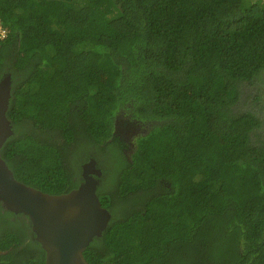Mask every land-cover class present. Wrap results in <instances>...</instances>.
<instances>
[{
	"label": "trees",
	"instance_id": "1",
	"mask_svg": "<svg viewBox=\"0 0 264 264\" xmlns=\"http://www.w3.org/2000/svg\"><path fill=\"white\" fill-rule=\"evenodd\" d=\"M0 27V156L51 194L95 159L110 220L88 264H264L263 121L238 108L264 74V0H0ZM119 108L152 123L129 157ZM44 256L0 204V264Z\"/></svg>",
	"mask_w": 264,
	"mask_h": 264
},
{
	"label": "water",
	"instance_id": "2",
	"mask_svg": "<svg viewBox=\"0 0 264 264\" xmlns=\"http://www.w3.org/2000/svg\"><path fill=\"white\" fill-rule=\"evenodd\" d=\"M11 95L10 74L0 78V148L12 134L6 116ZM101 171L94 158L81 165V182L67 192L51 194L17 180L0 156V204L27 216L34 239L45 252L44 264H88L83 251L101 236L109 211L96 192Z\"/></svg>",
	"mask_w": 264,
	"mask_h": 264
},
{
	"label": "flooded vegetation",
	"instance_id": "3",
	"mask_svg": "<svg viewBox=\"0 0 264 264\" xmlns=\"http://www.w3.org/2000/svg\"><path fill=\"white\" fill-rule=\"evenodd\" d=\"M152 123L148 120H139L132 117V113L127 112L123 108H119L115 116L114 135H119L125 145V154L129 157L131 149L135 147V141L145 134L151 127Z\"/></svg>",
	"mask_w": 264,
	"mask_h": 264
},
{
	"label": "rangeland",
	"instance_id": "4",
	"mask_svg": "<svg viewBox=\"0 0 264 264\" xmlns=\"http://www.w3.org/2000/svg\"><path fill=\"white\" fill-rule=\"evenodd\" d=\"M245 87V92L248 94L249 99L242 101L239 105L238 108L243 110V109H252L257 112V115L262 118L263 121V134H264V97L261 95V93H264V74L260 76V79L256 80L255 83L251 85H246ZM258 91L257 93L261 95V99H253L252 94L254 92L252 91ZM252 92V93H251ZM261 92V93H260Z\"/></svg>",
	"mask_w": 264,
	"mask_h": 264
},
{
	"label": "built area",
	"instance_id": "5",
	"mask_svg": "<svg viewBox=\"0 0 264 264\" xmlns=\"http://www.w3.org/2000/svg\"><path fill=\"white\" fill-rule=\"evenodd\" d=\"M6 36V29L0 27V38H4Z\"/></svg>",
	"mask_w": 264,
	"mask_h": 264
}]
</instances>
